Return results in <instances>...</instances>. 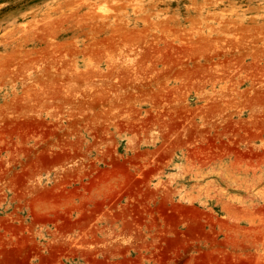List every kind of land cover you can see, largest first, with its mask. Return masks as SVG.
Instances as JSON below:
<instances>
[{
    "label": "rangeland",
    "instance_id": "374dc122",
    "mask_svg": "<svg viewBox=\"0 0 264 264\" xmlns=\"http://www.w3.org/2000/svg\"><path fill=\"white\" fill-rule=\"evenodd\" d=\"M0 264H264V0H0Z\"/></svg>",
    "mask_w": 264,
    "mask_h": 264
}]
</instances>
